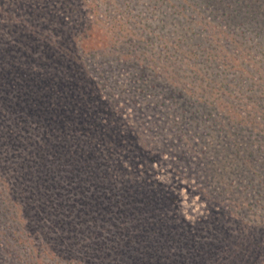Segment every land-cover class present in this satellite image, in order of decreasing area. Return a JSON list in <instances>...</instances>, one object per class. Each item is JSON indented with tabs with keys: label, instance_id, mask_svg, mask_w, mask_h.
I'll return each instance as SVG.
<instances>
[{
	"label": "trees",
	"instance_id": "obj_1",
	"mask_svg": "<svg viewBox=\"0 0 264 264\" xmlns=\"http://www.w3.org/2000/svg\"><path fill=\"white\" fill-rule=\"evenodd\" d=\"M56 1L64 0H0V264H50L45 259H52L51 264H65L62 257L54 258L64 240L44 234L46 223L37 215L40 207L45 208L47 216H55L50 219L53 226L67 231L60 224L65 223L72 232L81 224L82 230L91 233L75 243L71 251L79 253L80 261L90 264H147L145 250L124 241L128 236L140 237L142 230L158 237L173 232L188 237L190 247H195L196 264H206L208 258L211 259L207 264H264L260 257L264 253V227L247 222L249 214L256 212V204L229 203L232 209L236 204L243 209V215L237 214L244 227L234 228L230 218L237 217L222 206V200L211 196L217 190L224 193L236 188L231 163L220 162L223 159L232 161V156L242 153L240 160L244 165L239 168H247V173L258 168V173L264 175V122H257L255 106H250L252 110L248 112L237 101L235 104L214 94V88L201 89V95L194 92L191 97L195 98L189 101L181 100L174 89H169L168 82L160 80L154 68L148 65L147 75L142 70L138 73L141 66L135 64L141 63L126 60L125 55L101 57L93 68L88 67L82 62L81 34L92 41L100 33L101 42L127 37L120 35L124 29L122 22L113 26L118 27L115 30H94L90 26L99 27L105 19L103 14L87 15L89 5L70 0L85 19L79 23L74 18L67 24L66 16L59 18L56 11L46 9V4ZM34 3L40 11L31 10ZM53 37L55 42L47 41ZM67 39H71V45ZM23 40L28 41L21 44ZM88 70L97 73L96 77L89 75ZM172 82H179L180 90L186 91L176 77ZM196 86L202 88L197 81ZM206 94H214L215 99ZM205 103L207 114H198L200 107H193H203ZM216 108L229 116L233 113L238 124L260 125L259 132H255L260 145L253 148L254 143L246 141L253 151L231 152L248 147L242 134L232 131L235 126L214 128L224 118ZM207 118L213 125H206ZM216 131L220 137L231 134L236 138L228 143L224 137L217 141L220 144L216 143L209 138ZM257 160H261L259 165ZM157 170L177 176L186 171L195 175L198 185L210 189V196L202 199L208 202L212 225L205 222L198 227L187 221L181 213L178 195L156 178ZM238 181L244 191L250 192L263 183H255L248 176ZM144 186H148L144 192L151 193L142 197L144 192L136 191ZM199 189L200 194H207ZM129 190L130 195L140 196L133 199L135 204L120 197L129 194ZM30 196L36 200H30ZM144 198L149 203H141ZM102 203L105 206L98 211L97 206ZM121 206L144 213L138 233L128 229L125 222L115 223L109 217L112 208L124 212ZM28 216L35 224L30 226L29 234L25 231L29 227L25 220ZM67 216L71 218L64 220ZM224 219L229 226L219 230L222 234L218 235L216 223ZM246 228L249 231L245 232ZM223 234L231 239L208 244L219 247L228 242L240 247L234 260L212 258L213 252L199 249V245H208L209 237L222 238Z\"/></svg>",
	"mask_w": 264,
	"mask_h": 264
},
{
	"label": "rangeland",
	"instance_id": "obj_2",
	"mask_svg": "<svg viewBox=\"0 0 264 264\" xmlns=\"http://www.w3.org/2000/svg\"><path fill=\"white\" fill-rule=\"evenodd\" d=\"M55 3L46 4V9H50L52 13L56 11L59 18L60 15L66 16L64 21L67 24H70L74 18L79 19V23L85 19V16H81V12L74 8L70 0L56 1ZM81 3V6H84L85 3L89 5V8L86 10L87 15L91 16V14L101 13L105 18L102 23H99V27L90 26L91 28L94 30H98V28H102V30H115L118 27L113 26L118 22H122L121 25H123L122 28L124 29L122 31L123 34L120 35L127 36L121 38L117 36V39L106 40L104 43L101 42L100 33L94 36L92 41L86 40L85 36L81 34V41H83L81 42V47L83 48L82 62L87 64L88 67L93 68L101 57L112 59L116 56L125 55L126 57L124 58L126 60L139 61L137 63L142 64H135L141 66L138 73L142 70L147 75L149 72L148 65L154 68L160 80L168 82L171 85L169 89H174L176 96L180 95L181 100L185 98L189 101V99L195 98L191 97L194 92L195 95H201V89L208 91L210 88H214V94L223 96L235 104L237 101L248 112L252 110L250 106H255L257 109L255 112L258 115L257 122H264V0H79V4ZM225 3H227L228 8ZM34 4L35 6L30 9L35 10V12L40 11L41 9L37 8L36 3ZM239 5L244 7L240 8L238 7ZM61 20H63V17ZM5 27L6 25H4V29ZM37 28L39 29V27ZM77 29L79 28L73 30ZM55 40L56 37L47 39L50 42H55ZM70 40L67 39V44L71 45L72 41ZM27 41L23 40L20 43L26 44L25 42ZM34 42L40 41L35 40ZM39 47L41 49L42 45ZM34 56L38 58L37 55ZM152 60H154V63H152ZM88 74L94 78L97 75L93 70L91 72L88 70ZM174 77L183 82L186 89L185 92L180 90L179 82H172ZM196 81L202 88L196 86ZM206 95L212 100L215 99L213 95ZM197 106L200 107L198 114H207L208 107L206 103L203 107L196 104L193 108ZM215 106L219 107L218 104ZM217 110L219 114L220 112L222 113L221 117L224 116L223 120L213 125V122L210 123V118H207L206 125L212 124L217 129H227L224 127L226 124L227 127L235 126L232 131L242 134L241 139L248 147L241 151H238L236 148V151L231 152H247L260 145V137L255 134V132H259V124L258 127L254 124H246L245 122L238 124V118L237 116L235 118L233 113L229 116L224 110L220 108ZM131 112L134 113V110ZM148 121L150 122V120ZM213 121L215 123V118ZM98 128L100 127L98 126ZM210 130L212 132V129ZM218 131L209 135V138H213L216 143H219L217 141L222 140L224 137L225 142L228 143L234 141L236 138V135L231 134H226L225 136L222 134L220 137ZM246 141L253 142V148L248 146V142ZM225 144L227 145V143ZM226 145H224V148ZM241 154L232 156V158L235 157L232 161L228 158L220 161L226 164L231 163L229 167H232V175L236 181V188L224 193L217 190L211 196L215 195L218 200H222V206H227V210H230L237 217V220L230 218V222L234 228L244 227L239 214H237L241 213L243 215V209L237 207V205L239 203H255L256 205L253 204V210L256 212L249 214L247 222L250 225L257 223L264 227V175L258 173V168L252 170L251 173H247V168H239L244 165L240 160ZM246 157L252 160L248 154H246ZM260 161L257 160L255 162L259 165ZM247 176L252 178L255 183H263L256 187L254 192L244 191L239 186L238 180ZM194 177L195 175H191L186 171L184 175L177 176L174 172L158 170L156 176L157 179L163 180L176 192L181 213L187 221L192 222L193 226L202 227L205 222L210 226L212 225L211 219H213V216H211L210 211L207 209L208 202L202 198L209 197L211 191L208 188H203V185L200 183L198 185ZM158 184H160V181ZM147 187L144 186L135 191L144 192ZM199 187L203 191H206L207 194H200L201 190ZM130 190L127 191L129 194H124L125 197L122 195L120 197L135 204L133 199L140 198V196L137 195L138 193L130 195ZM125 191L123 190V192ZM146 193L151 192H144L142 197L147 195ZM116 198L119 197L116 196ZM147 199L144 198L141 203H149ZM30 200L36 199L30 196ZM229 203L238 204L232 209L229 207ZM104 206V203L102 205L99 204L97 210L99 211ZM121 208L124 212L119 211L117 207L112 208L109 217L115 223L125 222V225H128V229L131 227L132 231L134 230L135 233H138V224L145 219L144 213L131 211L127 206H121ZM149 208H151L150 205ZM37 215H40L42 221L46 223L43 229L47 233L38 229L40 232H43L50 238L59 237L64 240L61 248H57L58 256L54 257L55 260H61L60 258L62 257V259H65L62 261L65 264H90L84 260L80 261V257L77 256L78 252L71 253L75 243H80L91 234L82 230L84 226L79 224L76 226V231L69 232L65 223L60 224L67 231L53 226L51 220H54L55 216H47L45 208L40 207L37 210ZM34 218L37 219L36 217ZM67 218L71 217L67 216L64 220ZM25 220L29 222V227H25V231L29 234V228L34 222L29 216ZM102 222L103 220L98 221L99 224ZM221 223H224L225 226L222 227ZM221 223H216L218 235L222 234L219 230H223L229 226V222L225 219ZM19 225L21 226V223ZM248 229L246 228L245 232L249 231ZM143 232L142 230L140 237L133 238L128 236L129 238H124V241H129L127 244L131 247H141L145 250L144 257L147 264L197 263L194 260L195 247H190L192 244L188 241V237L180 235L178 232L176 234L173 232L170 235L161 233L159 237L156 234H151V231ZM221 237H209L207 244L209 242H212V244L220 243V241L231 239L224 234ZM156 238L157 240H155ZM261 239L263 241L262 244H264V237ZM131 240L133 244H131ZM212 244L199 245V249L202 251L206 249V252L209 254L213 252L212 258L214 256H223L225 259H229V261L234 260V253L240 249V247L233 246L228 242L224 246L222 242L219 247H212ZM150 253H152V257H149ZM30 255L35 263L36 258L33 256L32 250H30ZM70 255L74 258L70 259ZM260 257L263 259L264 253ZM210 259H207L206 264ZM45 261H49L50 264L53 262L52 259L51 261L45 259ZM137 264H143V261H139ZM211 264L217 263L213 262Z\"/></svg>",
	"mask_w": 264,
	"mask_h": 264
}]
</instances>
